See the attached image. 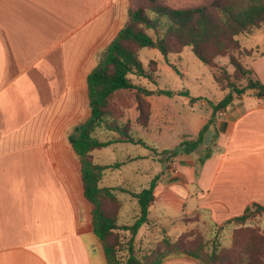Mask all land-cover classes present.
I'll return each mask as SVG.
<instances>
[{
	"label": "crops",
	"instance_id": "obj_1",
	"mask_svg": "<svg viewBox=\"0 0 264 264\" xmlns=\"http://www.w3.org/2000/svg\"><path fill=\"white\" fill-rule=\"evenodd\" d=\"M130 13V0H0V264H108L69 136L91 116L88 76ZM103 150L95 161L112 164ZM175 160L155 175L149 213L167 233L218 228L264 206V98H236ZM161 264L202 262L177 253Z\"/></svg>",
	"mask_w": 264,
	"mask_h": 264
},
{
	"label": "trees",
	"instance_id": "obj_2",
	"mask_svg": "<svg viewBox=\"0 0 264 264\" xmlns=\"http://www.w3.org/2000/svg\"><path fill=\"white\" fill-rule=\"evenodd\" d=\"M133 3L127 24L103 51L99 64L88 76L91 116L69 136L83 161L84 193L93 205L94 231L101 239L108 264H161L172 253L193 256L202 264H218L219 254L216 250L211 254L204 253L201 237L196 238L193 248H185L181 243L182 234L174 242L165 237L163 250L157 247L139 254L136 237L140 228L150 222V206L154 201L158 177L139 192L102 186L105 171L111 167H121L127 161L103 165L95 161L92 151L118 142L147 145L131 134L134 124L143 128L150 125L152 112L140 94L137 95L138 116L131 126L129 121L124 124L118 122L112 117L113 110H110L112 96L117 92L135 89L148 94L144 87L135 84L130 78L134 74L153 79L139 55V51L144 48L158 49L169 65L168 56L181 53L185 47H191L199 60L213 67L216 66L217 57L229 56L235 68L234 77L245 80L243 86L228 81L229 92L220 101L210 102L212 115L201 127L197 139L182 142L180 148L171 154L164 152L168 154L167 158L195 151L203 143L204 135L214 124L217 114L228 110L236 98L249 93L264 98V82L242 59L253 57L257 49L243 46L238 39V36L251 35L264 26V0H209L184 8L171 7L162 0H133ZM225 78L228 80L231 76L225 72ZM215 79L217 82L222 80L219 76ZM183 95L189 96L188 91L183 92ZM190 101L195 102L196 98ZM102 128L119 136L103 141L97 137ZM117 190L129 193L137 200L140 214L133 224H119L117 212L108 209L109 203H116L117 209L121 206L115 193ZM256 212H264V206L247 208L243 215L230 222L244 224ZM242 229L236 231V236L245 231ZM117 230L124 234L129 232L130 236L118 234ZM246 231L248 234L244 245H235L240 264H264V236L251 228ZM125 251L127 253L123 254Z\"/></svg>",
	"mask_w": 264,
	"mask_h": 264
},
{
	"label": "rangeland",
	"instance_id": "obj_3",
	"mask_svg": "<svg viewBox=\"0 0 264 264\" xmlns=\"http://www.w3.org/2000/svg\"><path fill=\"white\" fill-rule=\"evenodd\" d=\"M162 1L174 8H184L204 4L209 0ZM130 2L132 8L133 0ZM238 39L242 45L247 47L259 45L257 53L253 57L242 59L243 63L249 67L254 65V60H258L256 63L259 74L255 73L264 82V26L263 29L257 30L255 35H240ZM139 55L153 79L134 74H131L130 78L135 84L144 87L148 94L135 89L117 92L112 96L110 110H113L115 115L112 114V117H115L118 122L124 124L129 121L131 126L138 115L137 95L140 94L149 104L148 107L152 112L150 125L143 128L134 124L131 134L133 137L145 141L147 145L118 142L105 147L100 160L101 163L112 164L127 161L121 167L108 168L104 173L101 185L125 188L133 192L149 187L158 172L162 170L164 172L175 171V157L167 158L168 154L164 152L171 154L180 148L182 142L197 139L201 127L211 115L210 102L220 101L229 92L228 81H233L239 86L245 84L244 79L234 77L235 68L230 63L229 56L217 57L216 66L213 67L199 60L191 47H185L181 53L170 54L168 60L171 65L166 62L165 57L158 49L144 48L139 51ZM225 72L231 76V79L226 80ZM216 76L222 79L221 82L216 81ZM186 91L189 96L183 95V92ZM249 95L251 96V94L243 96L250 100L257 99L256 96L248 97ZM191 98H196V101H190ZM98 133H100L98 138L101 140L119 136L118 133L105 128L100 129ZM204 152V149L197 151L199 155H203ZM140 155L147 156L128 163L132 160L130 157H139ZM115 193L121 206L117 209L116 203H109L108 209L117 212L119 224H133L140 214L137 200L131 194L120 190ZM263 213L252 214L244 224L233 222L207 230L194 228L175 235L167 233V229L152 218V222L144 224L140 228L136 237V247L139 254L157 247L163 250L165 237L174 242L182 234V245L185 248H193L196 238L201 237L204 253L211 254L216 250V253L219 254L218 264H240L235 245L236 247L244 245L248 234L246 229H254L264 236V224L260 219V216L264 215ZM153 215L155 216V214ZM182 220L194 222V219L189 220L187 217H183ZM240 228L245 231L239 232L236 236V231ZM116 232L124 234L120 230ZM124 235L129 237L130 233L125 232ZM126 253L125 251L123 254Z\"/></svg>",
	"mask_w": 264,
	"mask_h": 264
}]
</instances>
